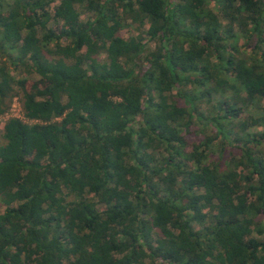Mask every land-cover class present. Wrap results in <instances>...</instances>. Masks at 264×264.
Here are the masks:
<instances>
[{"label": "trees", "instance_id": "1", "mask_svg": "<svg viewBox=\"0 0 264 264\" xmlns=\"http://www.w3.org/2000/svg\"><path fill=\"white\" fill-rule=\"evenodd\" d=\"M16 95L0 264H264V0H0Z\"/></svg>", "mask_w": 264, "mask_h": 264}, {"label": "rangeland", "instance_id": "2", "mask_svg": "<svg viewBox=\"0 0 264 264\" xmlns=\"http://www.w3.org/2000/svg\"><path fill=\"white\" fill-rule=\"evenodd\" d=\"M11 0H6V3H10ZM54 5V4H53ZM53 5L51 6V9L53 7ZM211 7L215 10V12H218L217 8L212 6ZM82 8L80 7V10ZM53 12V9L51 10ZM81 15H82V19H86L89 15L91 14H85V10H81ZM221 23H225V21L223 22L222 18H219ZM62 23H54L55 28L59 27ZM147 25H145L146 27ZM233 31L235 34H237L235 28H233ZM119 35L121 36H128V35H137L140 39H143L142 34H140L139 32L135 31L133 29L132 26H124L120 29ZM244 39L239 37L238 38V44L242 45ZM8 68L10 70L11 75L17 80L18 82V87L20 88V90L25 89L28 90L31 88V85L33 84H38L41 85L40 83V78L38 77V75H36V73L33 72V70H30L29 72H25L23 71V69L21 67H19L18 69L13 68V66L11 64L8 65ZM250 112V113H249ZM248 114L254 115V116H260L259 112L252 110V111H245L242 115L244 117H247ZM19 117L22 120H25V117L23 115V110H22V103H21V95H16L11 102V105L9 107V109L3 114L0 115V144H2L4 142L3 137L1 136L2 134V127L5 123V121L9 118V117ZM264 129V126H249V130L251 132H257L259 133L260 131H262ZM91 195V194H90ZM89 195V196H90ZM97 207H103L101 204L97 205ZM3 211V207L0 205V212Z\"/></svg>", "mask_w": 264, "mask_h": 264}]
</instances>
